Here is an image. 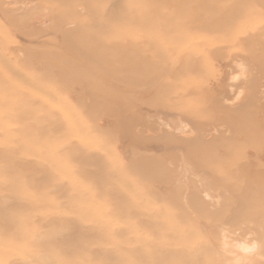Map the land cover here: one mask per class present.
I'll return each mask as SVG.
<instances>
[{
	"label": "rangeland",
	"instance_id": "rangeland-1",
	"mask_svg": "<svg viewBox=\"0 0 264 264\" xmlns=\"http://www.w3.org/2000/svg\"><path fill=\"white\" fill-rule=\"evenodd\" d=\"M257 152L264 0H0V264H264Z\"/></svg>",
	"mask_w": 264,
	"mask_h": 264
},
{
	"label": "bare ground",
	"instance_id": "bare-ground-1",
	"mask_svg": "<svg viewBox=\"0 0 264 264\" xmlns=\"http://www.w3.org/2000/svg\"><path fill=\"white\" fill-rule=\"evenodd\" d=\"M239 64H241V63H239ZM241 68H242V66H241ZM243 68H244V67H243ZM243 74H244V73H243ZM238 78H239V77H238ZM234 80H235V79H234ZM235 81H236V80H235ZM241 91H243V90H241ZM240 93H241V92H240ZM242 94H243V92H242ZM238 97H239V95H238ZM236 98H237V97H236ZM179 121H180V120H179ZM179 121H178V122H179ZM176 122H177V121H176ZM164 123H165V122H164ZM174 123H175V122H174ZM174 123H173V124H174ZM179 124H180V122H179ZM166 125H167V124H166ZM175 125H176V124H175ZM181 125H182L183 127L180 126V125H179V126L182 127V128H186V127L188 126L186 123H183V122H182ZM165 127H166V126H165ZM180 127H179V128H180ZM169 128H170V127H169ZM179 128L177 127L176 129H179ZM182 128H181V129H182ZM187 129H188V128H187ZM186 131H187V130H186ZM228 131H229V130H228ZM183 132H184V130H183ZM184 134H185V132H184ZM258 159H259V160L261 159L262 162H263V161H264V153L257 152V153H256V160H258ZM256 162H257V161H256ZM258 184H259V183H258ZM224 240H225V239H224ZM238 247H239V246H238ZM257 247H258V245H257ZM245 260H246V259H245ZM245 260H243V264H249V263H247V260H246V261H245ZM248 262H249V260H248Z\"/></svg>",
	"mask_w": 264,
	"mask_h": 264
}]
</instances>
